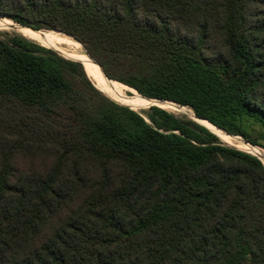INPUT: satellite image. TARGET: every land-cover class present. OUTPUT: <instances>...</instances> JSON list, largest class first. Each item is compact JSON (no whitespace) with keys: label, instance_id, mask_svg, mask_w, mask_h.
<instances>
[{"label":"trees","instance_id":"obj_1","mask_svg":"<svg viewBox=\"0 0 264 264\" xmlns=\"http://www.w3.org/2000/svg\"><path fill=\"white\" fill-rule=\"evenodd\" d=\"M0 16L71 36L103 76L227 134L264 130V0H0ZM0 264H264V165L0 38Z\"/></svg>","mask_w":264,"mask_h":264},{"label":"rangeland","instance_id":"obj_2","mask_svg":"<svg viewBox=\"0 0 264 264\" xmlns=\"http://www.w3.org/2000/svg\"><path fill=\"white\" fill-rule=\"evenodd\" d=\"M2 21H3V23H2ZM15 26L16 27H23V28H26L28 30L36 31V33L39 36L44 35L43 39H38L37 37H35V38L26 37V36L22 35L21 33H19L16 30ZM13 35L22 36L24 38L32 40V41H34V42H36V43H38V44H40L46 48H50V49L57 51L62 56L69 58V59L75 60L74 58L67 57L65 54L75 53V52L85 53L82 45L69 35H66L62 32L55 31V30H47V29L34 30L30 27L20 25L16 22L12 21L8 17L0 16V38L7 39L8 37L13 36ZM61 39L64 41H61ZM39 40H41V41H39ZM61 50L65 51V52H62ZM106 78H105L106 86H105V88H101V87H98L97 85H95V83L89 77L92 84L104 96H106L110 100L114 101L115 103L128 106L129 108L141 113L145 118H146V113L149 111V107L150 106H157L161 109L168 111L169 113L173 114L177 118H180L183 120L195 121L194 117H193V113L188 107L179 106V105H177V106L176 105H167L161 101H156V100H149V99L145 100L146 97L140 96V94H138L134 89L128 87L127 85H125L119 81H116V80H113L110 78L106 79ZM151 99H153V98H151ZM127 101L128 102L130 101V102L127 103ZM131 103H132V105H131ZM170 107H172V108H170ZM174 107H177V108H174ZM203 123L207 126L208 129H210L220 139L221 142H223L224 144H226L230 147H233V148L241 150V151H245V150H247V148H249L248 144L254 146L255 148H254L253 152H255V150H256V154H258L257 156L260 158V161L264 165V130L261 127H259L256 124H253V123L247 124L246 130L248 133V137L251 141H254V143H255V144H252L250 142V140H246L241 136L230 135V134L227 135L223 131H220L218 128L213 126L212 124L209 125L205 121H203ZM220 132H222V133H220ZM225 137H229V138H225ZM234 137H237V139Z\"/></svg>","mask_w":264,"mask_h":264},{"label":"bare ground","instance_id":"obj_3","mask_svg":"<svg viewBox=\"0 0 264 264\" xmlns=\"http://www.w3.org/2000/svg\"><path fill=\"white\" fill-rule=\"evenodd\" d=\"M3 23V21H2ZM16 27V26H15ZM16 30L21 33L22 35L26 36V37H30V38H35L37 37L38 39H43V36H39L36 31H33V30H28L26 28H23V27H16ZM53 39V38H52ZM41 41V40H39ZM61 41H64L61 39ZM46 43V42H45ZM46 45V44H45ZM62 51V50H61ZM62 52H65V51H62ZM67 53V52H66ZM67 57H71V58H74V59H77L79 61L82 62L84 68H85V71L86 73L88 74V76L91 78V80L95 83V85H97L98 87H101V88H105L106 86V80H105V77L102 75L99 67H97L98 65H96L97 63L95 61H93L88 55H86L85 53L83 52H75V53H68V54H65ZM111 89V88H110ZM113 97V96H112ZM145 100H148V99H145ZM126 101V100H125ZM130 102V101H129ZM127 101V103H129ZM153 103V102H152ZM132 105V103H131ZM142 105V104H141ZM167 105H171V104H167ZM164 107V106H163ZM169 107V106H168ZM172 108V107H170ZM174 108H177V107H174ZM173 110V109H172ZM200 124H202L203 126L207 127L203 121L207 122L206 120H200V119H196ZM209 124V123H208ZM210 125V124H209ZM221 131V130H220ZM222 133V132H220ZM226 134V133H225ZM225 138H229V137H225ZM237 139V137H234ZM229 141V140H228ZM255 153H256V150H255Z\"/></svg>","mask_w":264,"mask_h":264},{"label":"water","instance_id":"obj_4","mask_svg":"<svg viewBox=\"0 0 264 264\" xmlns=\"http://www.w3.org/2000/svg\"><path fill=\"white\" fill-rule=\"evenodd\" d=\"M87 55V54H86ZM91 58V57H90ZM92 59V58H91ZM75 60H77V59H75ZM93 60V59H92ZM79 61V60H78ZM94 61V60H93ZM81 62V61H80ZM81 64H82V62H81ZM98 65V64H97ZM98 67H99V65H98ZM99 69H100V67H99ZM100 71H101V69H100ZM102 72V71H101ZM103 74V73H102ZM105 77V76H104ZM106 78V77H105ZM107 79V78H106ZM141 96V95H140ZM146 99H149V100H156V101H165V100H160V99H151V98H146ZM167 102H169V101H167ZM170 103H172V102H170ZM174 104V103H173ZM176 105V104H175ZM193 117H194V120H195V122H197V123H199L196 119H200V118H197L196 116H194L193 115ZM200 120H203V119H200ZM200 124V123H199ZM201 125V124H200ZM203 126V125H202ZM217 128V127H216ZM220 130V129H219ZM222 131V130H221ZM224 132V131H223ZM213 133V132H212ZM225 133V132H224ZM214 134V133H213ZM227 134V133H226ZM228 135V134H227Z\"/></svg>","mask_w":264,"mask_h":264},{"label":"built area","instance_id":"obj_5","mask_svg":"<svg viewBox=\"0 0 264 264\" xmlns=\"http://www.w3.org/2000/svg\"><path fill=\"white\" fill-rule=\"evenodd\" d=\"M248 147L249 148H247V150H245L243 152L248 153V154H251V155L255 156L256 158H258L260 160V158L257 156L258 154H256L255 152H253V150H254L255 147L252 146V145H250V144H248Z\"/></svg>","mask_w":264,"mask_h":264}]
</instances>
